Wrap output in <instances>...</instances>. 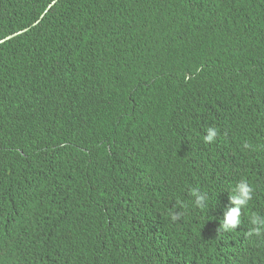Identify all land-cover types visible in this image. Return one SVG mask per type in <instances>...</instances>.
Wrapping results in <instances>:
<instances>
[{"label": "trees", "instance_id": "obj_1", "mask_svg": "<svg viewBox=\"0 0 264 264\" xmlns=\"http://www.w3.org/2000/svg\"><path fill=\"white\" fill-rule=\"evenodd\" d=\"M25 29L0 44V197L47 245L12 264H219L185 241L241 182L264 212V0H0V41Z\"/></svg>", "mask_w": 264, "mask_h": 264}, {"label": "clouds", "instance_id": "obj_2", "mask_svg": "<svg viewBox=\"0 0 264 264\" xmlns=\"http://www.w3.org/2000/svg\"><path fill=\"white\" fill-rule=\"evenodd\" d=\"M39 20L34 22L32 27ZM27 30L8 36L6 39L1 40L0 44ZM216 136L217 130L210 127L207 129L204 141L211 143ZM216 155H219V150ZM219 156L227 160L233 154L220 153ZM237 187H234L232 191L239 194V196L231 195V202L226 203L222 214L216 217V233L213 240L208 239L206 234L202 235V222L200 221L193 223V231L186 239L185 244L200 247L202 249L199 252L216 256L220 259L219 264H257L264 260V212L260 215V218L253 217L251 222L256 226L251 227L250 223L244 220L243 209L239 205L252 202V188L245 182H241ZM2 194L3 198L0 197V264H12L13 252L17 251V243H21L27 248L47 244L44 243V236L40 237L36 230L30 229L29 219L32 211L21 203L19 191L5 187ZM192 194L196 196L197 200L201 199L195 190ZM173 219H176L175 215ZM205 221L208 228L209 217H206ZM246 241L249 245L247 250L244 251L243 246ZM258 243L263 246H257ZM7 253L11 254L10 259H5ZM235 259L237 261L234 263ZM105 262L102 253L96 251L88 264H102Z\"/></svg>", "mask_w": 264, "mask_h": 264}]
</instances>
